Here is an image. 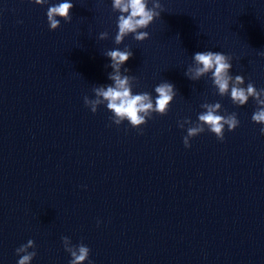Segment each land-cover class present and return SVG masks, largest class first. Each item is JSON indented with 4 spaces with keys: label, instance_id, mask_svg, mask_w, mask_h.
Here are the masks:
<instances>
[{
    "label": "water",
    "instance_id": "water-1",
    "mask_svg": "<svg viewBox=\"0 0 264 264\" xmlns=\"http://www.w3.org/2000/svg\"><path fill=\"white\" fill-rule=\"evenodd\" d=\"M58 2L0 0V264H17L15 249L29 239L31 264H68L62 236L86 244L93 264H264L255 100L237 106L211 74H184L197 51H221L243 86L264 88V0H160L164 11L144 29L150 37L130 34L119 45L112 0H72L71 22L49 30L47 8ZM125 45L134 93L155 98L163 80L177 91L142 134L111 121L106 104L95 113L84 104L93 85L112 83L104 53ZM216 102L240 124L225 126L223 141L206 127L186 148L201 104ZM184 118L191 122L180 128Z\"/></svg>",
    "mask_w": 264,
    "mask_h": 264
},
{
    "label": "clouds",
    "instance_id": "clouds-1",
    "mask_svg": "<svg viewBox=\"0 0 264 264\" xmlns=\"http://www.w3.org/2000/svg\"><path fill=\"white\" fill-rule=\"evenodd\" d=\"M112 0V11L118 12L117 29L114 37V43L121 44L125 37L130 34L136 41H144L150 37L147 29L149 25L164 11V6L160 0ZM35 4H48L49 0H34ZM74 7L72 0H62L55 4H50L47 8L46 16L49 30H55L61 25V19L65 22H71V9ZM109 33L103 31L99 33V39H107ZM264 55V52L259 53ZM104 55L110 58L107 67L112 69L108 73V79L112 82L107 85H93L92 91L95 98L84 97L85 106L89 107L93 113L97 111L98 105H105L112 113L109 117L116 125H120L127 120L132 127L138 128L142 134L141 125L146 124L148 119L153 117V113L161 116L166 115L169 111L171 102L177 95L175 86L163 80L154 88L157 94L153 98L149 92L134 93L130 81H136L137 77L131 75L130 69L125 68L126 62L133 57L134 53L125 45L124 49L120 48L107 50ZM195 67L188 66L185 76L192 81L199 80L205 74H211L210 79L220 96L230 95L231 101L237 106L245 105L249 98H253L257 105L252 114V121L264 125V88L257 89L254 83L249 81L245 86L243 75L233 76L230 72L232 69V56L221 51H197L192 56ZM123 69V71H122ZM106 102V103H105ZM201 108L205 109L198 114V120L194 126L187 127V135L183 137L184 146L191 147L190 138L197 136L205 131V128L214 133L218 140L223 141L225 136V126L228 131L235 130L240 124L237 113L220 114L222 105L216 103H203ZM191 122L190 118H184L178 121V126L184 128ZM110 126V125H109ZM260 133L264 134V126L260 128ZM100 221H97L99 225ZM63 247L71 259L68 264H93L89 259L90 248L83 242L73 244L68 236L61 237ZM29 249H32L29 251ZM36 245L33 239L27 243L21 244L15 249L19 259L17 264H31L33 258L37 255ZM22 254V255H21Z\"/></svg>",
    "mask_w": 264,
    "mask_h": 264
}]
</instances>
